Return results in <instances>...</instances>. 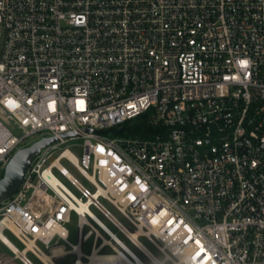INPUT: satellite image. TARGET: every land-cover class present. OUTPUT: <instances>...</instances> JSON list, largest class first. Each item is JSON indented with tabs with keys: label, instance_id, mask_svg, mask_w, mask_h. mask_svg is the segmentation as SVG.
Masks as SVG:
<instances>
[{
	"label": "built area",
	"instance_id": "2783aa9c",
	"mask_svg": "<svg viewBox=\"0 0 264 264\" xmlns=\"http://www.w3.org/2000/svg\"><path fill=\"white\" fill-rule=\"evenodd\" d=\"M51 136L0 202V264H149L119 233L151 264H264V0H0V179Z\"/></svg>",
	"mask_w": 264,
	"mask_h": 264
},
{
	"label": "water",
	"instance_id": "95a60500",
	"mask_svg": "<svg viewBox=\"0 0 264 264\" xmlns=\"http://www.w3.org/2000/svg\"><path fill=\"white\" fill-rule=\"evenodd\" d=\"M72 133H64L69 136ZM57 140V137H42L29 146L18 149L7 163L4 174L0 179V202L14 194L21 186L24 176L36 154L50 143Z\"/></svg>",
	"mask_w": 264,
	"mask_h": 264
},
{
	"label": "rangeland",
	"instance_id": "374dc122",
	"mask_svg": "<svg viewBox=\"0 0 264 264\" xmlns=\"http://www.w3.org/2000/svg\"><path fill=\"white\" fill-rule=\"evenodd\" d=\"M10 127H13L12 125H9ZM14 131H15V133L17 134V135H21V131L20 130H18V129H15L14 128ZM80 143H82V140L80 139V140H78ZM70 143H72L71 144V146H70V148L72 149V150H74V152H76V153H79V150H80V146L79 145H75L74 143H75V141H73V142H70ZM64 164L69 168V170L74 174V175H76L78 178H79V180L80 181H82L83 183H86V181H85V179L76 171V170H74L68 163H66L65 161H64ZM61 178H62V176H61ZM72 189H73V191L77 194V195H79V192H78V190L75 188V187H72L71 185H70V183L66 180V179H64V178H62ZM110 206V205H109ZM110 208L115 212V214L122 220V221H124L125 223H127L125 220H124V218H122V216L113 208V207H111L110 206ZM94 209V208H93ZM94 211L97 213V215L104 221V222H106L107 224H109L113 229H115L114 227H113V225L99 212V211H97L96 209H94ZM128 224V223H127ZM66 226H67V228L69 229V232H70V235H69V240H70V242H72V243H76L77 242V216L75 215V214H73V216H72V219H71V221L70 222H68V223H66ZM119 236L120 237H122L127 243H128V245L133 249V250H135L147 263H149V264H151L150 263V261L130 242V241H128V240H126L125 238H124V236L121 234V233H119ZM10 238L18 245V246H21V244L13 237V236H11L10 235ZM92 240H93V237H91V238H89V239H87V240H85L84 241V247H83V250L86 252V253H89L90 252V250H91V245H92ZM142 240H143V242L146 244V246L152 251V252H154L157 256H159V257H162V255L160 254V252H158V250L155 248V246L153 245V244H151L147 239H145V238H142ZM62 243H64L67 247H70V245H69V243L68 242H66V241H64V240H62L61 241ZM107 251H110V249H105V250H103V252H107ZM10 253V250L8 249V248H6L5 246H3L1 243H0V253ZM74 258H75V255L74 254H69V255H66L64 258H60V259H58V260H56L57 261V263L58 264H65V263H68V262H72L73 260H74ZM36 262V261H35ZM37 264H40V263H38V262H36ZM167 264H172V263H170V262H168Z\"/></svg>",
	"mask_w": 264,
	"mask_h": 264
},
{
	"label": "trees",
	"instance_id": "16d2710c",
	"mask_svg": "<svg viewBox=\"0 0 264 264\" xmlns=\"http://www.w3.org/2000/svg\"><path fill=\"white\" fill-rule=\"evenodd\" d=\"M151 112L147 111L143 114H140L131 120H128L125 124L127 130L136 131L138 133H153L156 131V126L153 124L150 118Z\"/></svg>",
	"mask_w": 264,
	"mask_h": 264
},
{
	"label": "bare ground",
	"instance_id": "6f19581e",
	"mask_svg": "<svg viewBox=\"0 0 264 264\" xmlns=\"http://www.w3.org/2000/svg\"><path fill=\"white\" fill-rule=\"evenodd\" d=\"M62 252L61 247H55L53 250V255H45L42 258L44 260L52 259L53 256H57ZM55 264H58L55 262ZM88 264H118L117 263V256L111 255V256H102L97 252H94V254L91 256V260Z\"/></svg>",
	"mask_w": 264,
	"mask_h": 264
},
{
	"label": "snow or ice",
	"instance_id": "6c2138e0",
	"mask_svg": "<svg viewBox=\"0 0 264 264\" xmlns=\"http://www.w3.org/2000/svg\"><path fill=\"white\" fill-rule=\"evenodd\" d=\"M242 66H246L247 62L246 61H241Z\"/></svg>",
	"mask_w": 264,
	"mask_h": 264
}]
</instances>
